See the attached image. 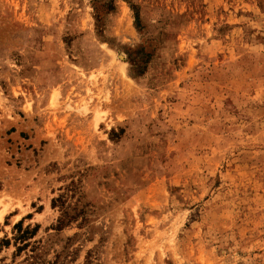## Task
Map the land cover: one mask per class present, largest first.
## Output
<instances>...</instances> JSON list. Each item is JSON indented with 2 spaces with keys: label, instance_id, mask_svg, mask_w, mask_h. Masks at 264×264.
<instances>
[{
  "label": "rangeland",
  "instance_id": "374dc122",
  "mask_svg": "<svg viewBox=\"0 0 264 264\" xmlns=\"http://www.w3.org/2000/svg\"><path fill=\"white\" fill-rule=\"evenodd\" d=\"M0 264H264V0H0Z\"/></svg>",
  "mask_w": 264,
  "mask_h": 264
}]
</instances>
